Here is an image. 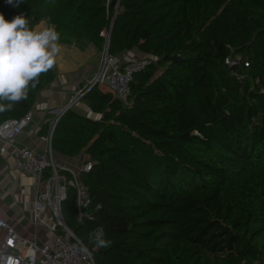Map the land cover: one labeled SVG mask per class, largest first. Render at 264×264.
Segmentation results:
<instances>
[{
	"label": "trees",
	"instance_id": "1",
	"mask_svg": "<svg viewBox=\"0 0 264 264\" xmlns=\"http://www.w3.org/2000/svg\"><path fill=\"white\" fill-rule=\"evenodd\" d=\"M117 3L0 0L6 19L46 20L60 44L101 52L108 31L114 57L150 56L125 99L85 93L98 119L71 107L56 123L54 153L86 154L93 165L81 180L100 204L78 222L69 188L66 223L95 264H264V0ZM228 56L248 66H229ZM55 78L54 67L41 74L0 124L31 111ZM101 227L110 244L97 248L90 234Z\"/></svg>",
	"mask_w": 264,
	"mask_h": 264
},
{
	"label": "built area",
	"instance_id": "2",
	"mask_svg": "<svg viewBox=\"0 0 264 264\" xmlns=\"http://www.w3.org/2000/svg\"><path fill=\"white\" fill-rule=\"evenodd\" d=\"M102 35L106 36L107 43L100 52L96 73L76 94L73 104L92 87L110 92L116 98L125 99L130 93L134 73L145 65V60L119 62L108 52L109 32H103ZM225 63L229 66H239L242 63L248 66L240 56H228ZM59 118L58 116L51 122L49 132L43 138L47 142L43 151L15 144L16 138L33 119L31 111L20 118H11L0 124V151L10 150L17 173L32 178L33 227L32 237L29 238L0 217V228L5 231L0 244V264H95L90 251L81 250V246L85 245L68 226L62 211V203L67 198L69 188L76 194L78 222L91 219L94 210L100 207V204L93 203L87 186L81 180L82 172L90 171L93 164L85 159L78 169H73L55 160L51 140ZM40 230L49 236L50 240L39 243L37 237ZM30 252L35 254L34 258L29 257Z\"/></svg>",
	"mask_w": 264,
	"mask_h": 264
},
{
	"label": "crops",
	"instance_id": "3",
	"mask_svg": "<svg viewBox=\"0 0 264 264\" xmlns=\"http://www.w3.org/2000/svg\"><path fill=\"white\" fill-rule=\"evenodd\" d=\"M51 27L42 20L36 26ZM35 26V27H36ZM62 50L54 66L56 78L52 83L40 90L31 109L33 119L29 126L17 138V146L29 147L35 151H43L47 142L41 135L43 127L60 116L66 108H74L85 116L98 119L100 114L93 113L81 99L73 104L76 94L82 90L96 73L100 51L92 44L82 50L75 45L60 44ZM150 56L137 49L127 50L116 56L119 62L145 60ZM106 92V91H104ZM2 142L0 141V146ZM55 160L66 167L78 169L87 159L85 153L77 157H66L54 153ZM32 178L26 174H18L12 154L0 151V217L13 225L17 231L31 238ZM39 243L50 240L41 230L38 232ZM5 231L0 228V244Z\"/></svg>",
	"mask_w": 264,
	"mask_h": 264
},
{
	"label": "clouds",
	"instance_id": "4",
	"mask_svg": "<svg viewBox=\"0 0 264 264\" xmlns=\"http://www.w3.org/2000/svg\"><path fill=\"white\" fill-rule=\"evenodd\" d=\"M13 4L14 0H7ZM20 0H15L18 4ZM60 34L54 27H32L23 14L6 19L0 13V112L11 110L13 104L28 96L29 88H35L41 74L50 71L57 63L62 46ZM97 248L107 247L103 228L90 234ZM81 250L87 252L86 246ZM30 252L29 257L34 258Z\"/></svg>",
	"mask_w": 264,
	"mask_h": 264
},
{
	"label": "water",
	"instance_id": "5",
	"mask_svg": "<svg viewBox=\"0 0 264 264\" xmlns=\"http://www.w3.org/2000/svg\"><path fill=\"white\" fill-rule=\"evenodd\" d=\"M118 2L117 3V7H118V5H119V0H112V4L113 3H115V2ZM175 59H179V57H175ZM69 108H66L62 113H60V116L59 117H61L67 110H68Z\"/></svg>",
	"mask_w": 264,
	"mask_h": 264
},
{
	"label": "rangeland",
	"instance_id": "6",
	"mask_svg": "<svg viewBox=\"0 0 264 264\" xmlns=\"http://www.w3.org/2000/svg\"><path fill=\"white\" fill-rule=\"evenodd\" d=\"M252 264H261L259 261H257V262H253Z\"/></svg>",
	"mask_w": 264,
	"mask_h": 264
}]
</instances>
